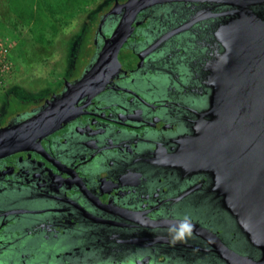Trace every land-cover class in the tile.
Listing matches in <instances>:
<instances>
[{
    "label": "flooded vegetation",
    "instance_id": "flooded-vegetation-1",
    "mask_svg": "<svg viewBox=\"0 0 264 264\" xmlns=\"http://www.w3.org/2000/svg\"><path fill=\"white\" fill-rule=\"evenodd\" d=\"M116 2L126 0H110L93 17L95 57L81 75L122 20V10L105 17ZM252 9L264 19V6ZM234 10L166 2L140 11L107 86L79 100L77 114L35 145L0 157V264H227L215 251L218 241L260 258L213 190L212 175L180 154L198 123L212 118L209 66L223 52L216 32ZM89 25L40 102L2 122L37 89L16 85L0 95V128L78 79L65 74ZM184 215L193 235L172 243L169 226Z\"/></svg>",
    "mask_w": 264,
    "mask_h": 264
},
{
    "label": "water",
    "instance_id": "water-1",
    "mask_svg": "<svg viewBox=\"0 0 264 264\" xmlns=\"http://www.w3.org/2000/svg\"><path fill=\"white\" fill-rule=\"evenodd\" d=\"M166 2L235 7L236 16L216 32L223 52L209 66L212 92L207 114L212 118L198 123L195 136L182 145L180 154L195 170L212 175L213 190L261 256L254 260L239 255L219 241L214 245L216 253L227 264H264V19L252 9L264 6V0L116 2L105 17L122 10V20L105 39L95 62L78 79L65 81L62 92L50 96L43 106L1 127L0 157L35 145L72 119L79 100L104 89L117 74V53L138 24L137 14Z\"/></svg>",
    "mask_w": 264,
    "mask_h": 264
},
{
    "label": "rangeland",
    "instance_id": "rangeland-1",
    "mask_svg": "<svg viewBox=\"0 0 264 264\" xmlns=\"http://www.w3.org/2000/svg\"><path fill=\"white\" fill-rule=\"evenodd\" d=\"M9 6L15 15L14 21L25 38L35 43L30 54V48L24 47L17 32L5 25L0 20V42L5 43L7 56L11 62V68L5 79L0 84V95L11 88L20 85L27 91H37L32 97H25V102H15V107L10 108L8 118L15 108L26 111L35 103L41 101L46 95L47 85L55 81L63 70L62 61L68 53L70 43L79 35V51L76 52L74 63L66 72L65 78H75L82 74L95 57V42L93 29L96 23L93 20L97 9L106 7L110 0H8ZM82 76V75H81ZM80 76V77H81ZM23 90H14L16 94ZM17 100H23L20 97ZM14 98V97H13ZM14 98V99H15ZM31 98V99H30ZM14 102V101H13ZM11 102V103H13Z\"/></svg>",
    "mask_w": 264,
    "mask_h": 264
},
{
    "label": "clouds",
    "instance_id": "clouds-1",
    "mask_svg": "<svg viewBox=\"0 0 264 264\" xmlns=\"http://www.w3.org/2000/svg\"><path fill=\"white\" fill-rule=\"evenodd\" d=\"M194 224L192 218L184 215L169 226V235L172 243L186 242L193 235Z\"/></svg>",
    "mask_w": 264,
    "mask_h": 264
},
{
    "label": "trees",
    "instance_id": "trees-1",
    "mask_svg": "<svg viewBox=\"0 0 264 264\" xmlns=\"http://www.w3.org/2000/svg\"><path fill=\"white\" fill-rule=\"evenodd\" d=\"M15 15L10 9L9 2L8 0H0V20L7 25L8 27H12L16 32H17V37L20 39L21 44L24 47H29L30 48V54H34L32 50L35 47V43L28 38H25L20 32L17 30V26L14 21Z\"/></svg>",
    "mask_w": 264,
    "mask_h": 264
},
{
    "label": "built area",
    "instance_id": "built-area-1",
    "mask_svg": "<svg viewBox=\"0 0 264 264\" xmlns=\"http://www.w3.org/2000/svg\"><path fill=\"white\" fill-rule=\"evenodd\" d=\"M5 46L10 47L5 43L0 42V84L5 79V76L11 68V62L8 59L7 48Z\"/></svg>",
    "mask_w": 264,
    "mask_h": 264
}]
</instances>
